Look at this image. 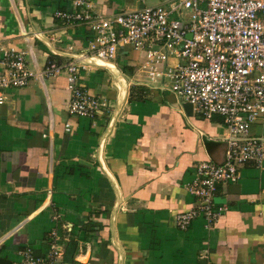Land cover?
I'll use <instances>...</instances> for the list:
<instances>
[{
  "label": "crops",
  "instance_id": "crops-1",
  "mask_svg": "<svg viewBox=\"0 0 264 264\" xmlns=\"http://www.w3.org/2000/svg\"><path fill=\"white\" fill-rule=\"evenodd\" d=\"M73 1L0 0V51L24 53L36 75L51 58L84 66L78 83L102 104L68 115L65 72L0 91V264H23L27 248L46 257L52 230L61 264H264V170L240 167L217 189L226 212L179 230L195 165L224 160L222 119L147 83L142 53L93 58L88 26L56 17L83 10ZM84 1L98 19L177 0ZM250 135L264 137V114Z\"/></svg>",
  "mask_w": 264,
  "mask_h": 264
},
{
  "label": "built area",
  "instance_id": "built-area-1",
  "mask_svg": "<svg viewBox=\"0 0 264 264\" xmlns=\"http://www.w3.org/2000/svg\"><path fill=\"white\" fill-rule=\"evenodd\" d=\"M73 4L83 10L58 12L56 17L88 26L93 58L108 61L127 48L142 53L139 71L147 83L172 93L203 119H222L227 131L224 160L195 165L186 187L194 204L175 216L182 231L197 218L213 224L226 212L217 189L236 183L240 167L264 170V137L250 135L251 125L264 114V0H177L98 19L84 0ZM0 54V91L22 88L33 77L65 72L68 115L93 119L102 105L78 83L84 66L47 61L36 75L24 53ZM69 131L66 123L64 132ZM57 241L52 230L46 257H35L28 248L18 255L23 264H61Z\"/></svg>",
  "mask_w": 264,
  "mask_h": 264
},
{
  "label": "trees",
  "instance_id": "trees-1",
  "mask_svg": "<svg viewBox=\"0 0 264 264\" xmlns=\"http://www.w3.org/2000/svg\"><path fill=\"white\" fill-rule=\"evenodd\" d=\"M50 60H51V61H53L54 59H53V58H51Z\"/></svg>",
  "mask_w": 264,
  "mask_h": 264
}]
</instances>
